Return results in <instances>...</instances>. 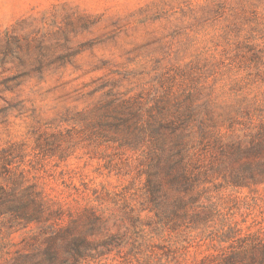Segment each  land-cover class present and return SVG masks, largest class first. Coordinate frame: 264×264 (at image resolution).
Returning a JSON list of instances; mask_svg holds the SVG:
<instances>
[{
    "label": "rangeland",
    "instance_id": "rangeland-1",
    "mask_svg": "<svg viewBox=\"0 0 264 264\" xmlns=\"http://www.w3.org/2000/svg\"><path fill=\"white\" fill-rule=\"evenodd\" d=\"M258 241L264 0H0V264Z\"/></svg>",
    "mask_w": 264,
    "mask_h": 264
},
{
    "label": "trees",
    "instance_id": "trees-1",
    "mask_svg": "<svg viewBox=\"0 0 264 264\" xmlns=\"http://www.w3.org/2000/svg\"><path fill=\"white\" fill-rule=\"evenodd\" d=\"M158 192L157 189L154 191L155 194ZM223 264H264V241H258L248 250L231 255Z\"/></svg>",
    "mask_w": 264,
    "mask_h": 264
}]
</instances>
